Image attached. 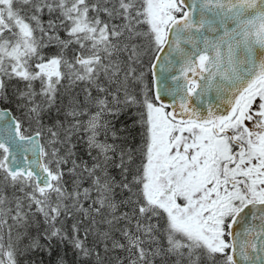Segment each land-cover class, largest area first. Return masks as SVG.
<instances>
[{
	"label": "snow or ice",
	"instance_id": "obj_1",
	"mask_svg": "<svg viewBox=\"0 0 264 264\" xmlns=\"http://www.w3.org/2000/svg\"><path fill=\"white\" fill-rule=\"evenodd\" d=\"M36 252L264 264V0H0V264Z\"/></svg>",
	"mask_w": 264,
	"mask_h": 264
},
{
	"label": "trees",
	"instance_id": "obj_2",
	"mask_svg": "<svg viewBox=\"0 0 264 264\" xmlns=\"http://www.w3.org/2000/svg\"><path fill=\"white\" fill-rule=\"evenodd\" d=\"M83 147H81L82 149ZM60 253L63 254V248L61 247L59 249ZM30 260H34L35 264H50V262H54L56 257L55 256H49V254L47 252H36L34 253L32 256L29 257ZM68 259L69 261H71L72 256L71 253H68ZM24 260V258H23ZM25 261V260H24ZM23 264H26L23 262Z\"/></svg>",
	"mask_w": 264,
	"mask_h": 264
},
{
	"label": "rangeland",
	"instance_id": "obj_3",
	"mask_svg": "<svg viewBox=\"0 0 264 264\" xmlns=\"http://www.w3.org/2000/svg\"><path fill=\"white\" fill-rule=\"evenodd\" d=\"M127 119V117H122L121 118V121H116L114 122L115 125H116V129L118 130L121 126H122V121ZM128 123H131L130 120H128ZM80 147H83V144L81 143ZM23 262L25 263V261L23 260V258H21V264H23Z\"/></svg>",
	"mask_w": 264,
	"mask_h": 264
}]
</instances>
